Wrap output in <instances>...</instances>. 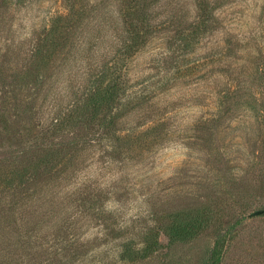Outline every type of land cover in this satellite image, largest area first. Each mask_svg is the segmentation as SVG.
Returning <instances> with one entry per match:
<instances>
[{"label": "rangeland", "instance_id": "1", "mask_svg": "<svg viewBox=\"0 0 264 264\" xmlns=\"http://www.w3.org/2000/svg\"><path fill=\"white\" fill-rule=\"evenodd\" d=\"M0 264H264V0H0Z\"/></svg>", "mask_w": 264, "mask_h": 264}, {"label": "trees", "instance_id": "2", "mask_svg": "<svg viewBox=\"0 0 264 264\" xmlns=\"http://www.w3.org/2000/svg\"><path fill=\"white\" fill-rule=\"evenodd\" d=\"M112 86L114 87V85H112ZM113 87L112 88L107 87V89L105 91L106 92L105 95H106V97H108V99H110L111 98V94H114V92H115ZM90 99L92 101H94L92 96L90 97ZM90 104L91 103L88 102V104H87L88 108L91 107ZM193 235H195V234L190 232V230L188 231L187 229H183L182 231L177 232V236L176 237L178 239H181V240H188V239L194 237Z\"/></svg>", "mask_w": 264, "mask_h": 264}]
</instances>
